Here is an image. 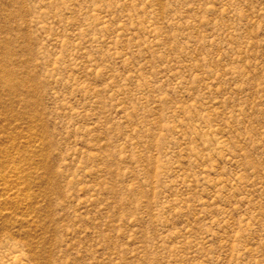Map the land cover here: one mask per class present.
Listing matches in <instances>:
<instances>
[{"label":"rangeland","instance_id":"1","mask_svg":"<svg viewBox=\"0 0 264 264\" xmlns=\"http://www.w3.org/2000/svg\"><path fill=\"white\" fill-rule=\"evenodd\" d=\"M0 264H264V0H0Z\"/></svg>","mask_w":264,"mask_h":264}]
</instances>
